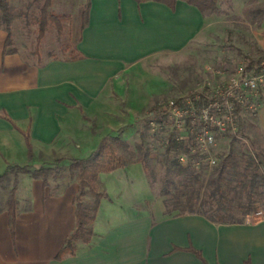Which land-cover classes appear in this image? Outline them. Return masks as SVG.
I'll list each match as a JSON object with an SVG mask.
<instances>
[{
	"label": "crops",
	"instance_id": "crops-1",
	"mask_svg": "<svg viewBox=\"0 0 264 264\" xmlns=\"http://www.w3.org/2000/svg\"><path fill=\"white\" fill-rule=\"evenodd\" d=\"M179 17L188 20V31L179 46L175 45L179 40L175 31L172 37L169 30L165 34L173 52L193 41L210 39L206 33L208 17L184 1H177L172 10L151 0H91L89 22L76 46L79 56L49 58L41 64L27 62L18 51L4 55L7 31L0 28L3 169L12 164L7 155L16 144L25 147L28 155L24 132L30 135L34 158L38 153L83 154L75 158H85L104 137L121 130L128 121L127 113L147 106L159 89L140 96L136 105L125 104L117 92L123 81L115 85L114 76L125 72L133 61L154 57L166 49L158 45L161 39L156 29ZM120 40L139 53L125 59L102 52L103 60L97 62L101 49ZM98 72L102 86L96 90ZM102 98L114 107L95 109L94 104ZM260 98L255 119L264 138V86ZM101 122L110 129L95 131L93 124ZM33 159L28 157V161ZM98 184L106 196L101 200L91 241H77L74 254L57 258L76 225L78 183L50 192L49 183L44 187L42 179H33L29 185L35 189V206L18 212L14 237L8 213L0 219V264H203L187 250L190 246L200 251L207 264H264V215L241 223H215L196 213H166L140 163L101 173ZM20 188L21 184L17 194ZM26 196L30 198L28 192Z\"/></svg>",
	"mask_w": 264,
	"mask_h": 264
},
{
	"label": "rangeland",
	"instance_id": "rangeland-1",
	"mask_svg": "<svg viewBox=\"0 0 264 264\" xmlns=\"http://www.w3.org/2000/svg\"><path fill=\"white\" fill-rule=\"evenodd\" d=\"M8 2L11 17L9 25L12 31V40L7 45L9 52L18 51L27 62L33 64H41L49 58H77L79 56L80 53L77 52L76 46L81 36L82 14L87 7V0H53L49 11L58 16L62 29L59 30L55 22H50L44 38L39 43V21L43 1L8 0ZM204 14L209 20L206 33L210 39L206 42L193 41L188 47L181 48L174 53L170 48L172 42L169 47L165 34H168L169 30V35L172 37L175 31V37L179 39L176 40L175 45L179 46L183 43L182 38L188 31L185 27L188 25V20L179 17L176 22L164 23L156 29L161 39L158 45L165 46L166 49H161V52L154 57L133 61L126 71L124 70L125 72L118 73L113 79L115 85L119 83V80L123 81L121 82L123 87H118L117 92L125 104L136 105L140 96L152 89H159V93L152 96L147 106L127 113L128 121L123 122L121 130H114V134L107 136L122 137L128 143L129 148L127 151L120 149V152L128 157L129 154H133L134 157L143 156L141 149L149 154L146 157L149 166L146 177L153 194L161 198L165 212L169 214L171 212L181 213L185 206L186 194L179 198L180 204H175L176 195L179 194L177 187L180 188V184L186 180L194 188H200V195H202L208 179L216 175V169L223 161H227L226 156L230 152L234 155L236 166L231 168L229 164L233 166V162L231 160L226 162L228 163V176L240 178L246 185H249L254 174L260 175L264 171V138L255 119V107L262 100L260 98L262 88L257 92L255 102L250 100L241 108L236 132L218 135L215 144L208 149L209 154L215 158V165L208 167L202 163L197 164L200 153L198 151L196 153L183 152L181 148L171 155V159L177 160L181 153L187 155L188 159L184 164L179 161L178 163L183 167L190 165L194 173L198 175L196 180L189 178L186 174H178L164 157L168 133L175 132L184 143L191 144L201 127L197 119L191 118L187 123L186 117L181 118L180 124L176 126V119L179 117L171 114L169 102L193 94L207 95L211 93V87L216 83H223L226 79L236 76L251 61L255 62L264 57V0H217L216 9L205 11ZM6 26L0 9V28L6 30ZM154 44L157 45V42ZM148 46L146 43L145 47ZM99 52L100 57H96L97 62L103 60L102 52L122 55L125 59L128 55L135 56L139 53L132 47L129 49L128 44L123 45L121 40L119 43H111L109 47ZM101 86L98 72L95 78L96 90L101 89ZM119 105L124 111L127 110L122 103ZM93 107L102 110L113 108L114 105L106 98H102ZM93 127L95 131L110 129L107 123L102 122L94 123ZM140 145L142 148L138 149ZM7 156L12 164H28L32 171L50 167L48 188L50 192H55L61 187L70 188L74 183H78L77 178L71 175L70 165L75 156L84 155L38 153L35 154L33 160L28 161L25 147L22 148L16 144ZM257 160L262 162L263 168L254 172L252 169ZM1 167L0 160V174L5 171V168ZM136 173L135 175H138ZM33 179L41 178H34L30 173L18 175V185L21 184V188L17 194L19 202L17 216L19 211L35 206L33 198L35 189L30 188L29 185L33 183ZM13 180L14 175L11 174L8 181L0 184L1 220L8 213L6 200L13 186ZM256 185V190L251 194L256 202L254 212L245 219L259 218L255 216V212L264 210V181L256 178ZM99 188L105 192L102 187L99 186ZM165 188L170 193L163 195ZM189 190H191L190 185L186 191ZM27 192L30 198L26 196ZM240 195L241 200L247 202L248 192L244 191ZM90 198L87 196V199ZM234 213L236 218H241L239 210H235Z\"/></svg>",
	"mask_w": 264,
	"mask_h": 264
},
{
	"label": "trees",
	"instance_id": "trees-1",
	"mask_svg": "<svg viewBox=\"0 0 264 264\" xmlns=\"http://www.w3.org/2000/svg\"><path fill=\"white\" fill-rule=\"evenodd\" d=\"M43 5L41 7V17L39 21V35L38 43L44 38L47 27L50 22H55L58 29L61 30V23L58 21V16L54 13H51L49 9L52 6L53 0H41ZM141 2L144 0H135ZM157 3H161L174 9L177 1L179 0H151ZM185 3L197 7L201 12L205 11H214L216 9L217 0H180ZM91 0H87V7L83 11V22L82 29H84L88 22L90 16ZM0 9L3 13V19L6 23L7 39H6V49L4 50V55L9 53L7 45L11 42L12 31L10 28V8L8 0H0ZM262 59L257 61H251L248 65L242 70V74L245 75L253 70H257ZM183 99H175L174 102L182 106ZM207 102L205 95H201L199 100H193V105L196 108H201ZM191 117H187V123H189ZM27 148H28V157L30 159L34 158L31 138L28 132H24ZM192 144V143H191ZM191 144L184 143L181 139L178 138L175 132L168 133L164 157L170 163V166H173L178 174H186L189 178L194 180L197 179L198 175L194 173V170L188 165L183 167L178 163L177 159H171V155L177 152L182 148L183 152H189ZM129 148L128 143L123 140L119 135L115 136H106L99 143L96 150L89 154L85 158H75L72 160L70 165V172L73 177L77 178L78 182V191L74 196L75 204V217L76 225L73 231L66 237L65 244L59 251L57 258H62L65 254H74L75 244L77 241L84 243H89L94 234L93 224L96 219L100 203L102 198L106 196L104 191H101L99 188L98 180L101 173H109L116 169L122 168L125 165L131 163H140L143 167L145 174L149 172V166L146 160V157L149 155L147 152L142 151V146H138V149H141V153H144L142 156L134 157L133 154L126 156L120 152V149L127 151ZM227 161L231 160L229 164L231 168L236 166L235 158L232 152L226 156ZM223 161L219 167L216 169V175H212L207 183L206 189L200 195V188H194L191 184L187 183L184 180L180 185V188L177 187L175 204H180L179 198L186 194V201L183 212L196 213L205 216L212 222L215 223H241L245 218L254 212L255 200L252 199L251 194L256 190V178H260L264 181V171L260 175L254 174L249 181V185H246L244 181L240 178L233 176H228V163ZM230 168V167H229ZM263 168V164L260 160H257L254 163L253 169L254 172H257ZM50 172V167H42L34 171L31 170L30 165L25 164H9L4 173L0 174V184L8 181L11 174L14 175L13 186L9 192L7 203V212L9 215V226L12 233V236H15V226L17 219V209H18V199H17V188H18V175L23 173H30L34 178H41L43 181L44 187L48 185V175ZM233 175V174H232ZM228 176V177H227ZM191 186V190L186 191L187 188ZM247 191L249 199L247 202L241 200V193ZM189 192V193H188ZM170 193V191L165 188L163 190V195ZM233 194V195H232ZM87 196H90V199H87ZM235 210H239L241 218H236ZM180 213V212H178ZM187 250H190L195 253L197 258H199L203 264H207L203 259L199 250L194 249L193 247H188ZM245 264H249L248 261Z\"/></svg>",
	"mask_w": 264,
	"mask_h": 264
},
{
	"label": "built area",
	"instance_id": "built-area-1",
	"mask_svg": "<svg viewBox=\"0 0 264 264\" xmlns=\"http://www.w3.org/2000/svg\"><path fill=\"white\" fill-rule=\"evenodd\" d=\"M263 86L264 57L257 70L245 75L242 71L238 72L236 76L212 86L211 93L205 95L207 102L201 108L193 105V100H199L201 94L183 98L182 106L177 105L174 100L169 102L171 114L179 117L176 119V126L180 124L183 117L197 119L201 125L189 150L191 153L200 152L197 164L202 163L208 167L216 164L215 158L209 154L208 149L215 144L218 135L236 132L241 108L250 100L255 102L257 92ZM187 159L188 156L184 153L178 156V161L182 164ZM263 215L264 210L255 212V216L262 217Z\"/></svg>",
	"mask_w": 264,
	"mask_h": 264
}]
</instances>
